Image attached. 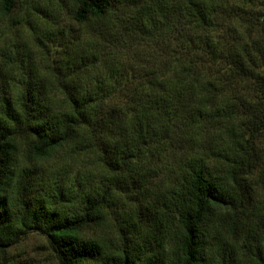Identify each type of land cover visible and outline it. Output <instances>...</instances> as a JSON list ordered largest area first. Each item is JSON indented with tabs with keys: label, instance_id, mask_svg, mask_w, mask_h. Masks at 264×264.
<instances>
[{
	"label": "trees",
	"instance_id": "trees-1",
	"mask_svg": "<svg viewBox=\"0 0 264 264\" xmlns=\"http://www.w3.org/2000/svg\"><path fill=\"white\" fill-rule=\"evenodd\" d=\"M71 1L84 32L20 54L0 94V252L37 231L58 264H264V213L246 211L264 0ZM61 151L105 180L49 171Z\"/></svg>",
	"mask_w": 264,
	"mask_h": 264
},
{
	"label": "rangeland",
	"instance_id": "rangeland-1",
	"mask_svg": "<svg viewBox=\"0 0 264 264\" xmlns=\"http://www.w3.org/2000/svg\"><path fill=\"white\" fill-rule=\"evenodd\" d=\"M72 10L71 0H21L11 14H0V94L5 89H11L12 95L16 96L18 91L13 83L12 66L22 58L20 54L28 53L33 59H38L39 53H50L49 57H52L55 47L51 45V38L54 32L65 27L76 29L75 33L84 32L85 27H80L73 20ZM258 143L264 146V137ZM46 165L49 171L59 175L64 173L67 179L80 175L99 183L106 177V173L99 170L92 159L71 157L69 151L56 154ZM258 166L253 170V189L246 193L248 213H264V179L259 177ZM96 233L98 237L103 235L102 231L97 230L92 233L93 236ZM5 249L0 252V264H58L50 252L46 236L37 231Z\"/></svg>",
	"mask_w": 264,
	"mask_h": 264
}]
</instances>
